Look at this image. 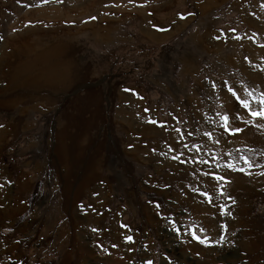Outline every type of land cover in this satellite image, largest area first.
<instances>
[{"label": "rangeland", "instance_id": "1", "mask_svg": "<svg viewBox=\"0 0 264 264\" xmlns=\"http://www.w3.org/2000/svg\"><path fill=\"white\" fill-rule=\"evenodd\" d=\"M22 37L77 81L0 107V264H264V120L228 93H264V0H0Z\"/></svg>", "mask_w": 264, "mask_h": 264}, {"label": "bare ground", "instance_id": "2", "mask_svg": "<svg viewBox=\"0 0 264 264\" xmlns=\"http://www.w3.org/2000/svg\"><path fill=\"white\" fill-rule=\"evenodd\" d=\"M42 10H35L33 12V15H47V12ZM52 15L56 20L62 18V14L58 10V8L53 9ZM26 39H28V37L14 39L15 45L10 48L8 53H6V51L4 50L0 56V72H3L2 69L6 67L10 68L9 74L3 76H5V78H10V86H12V89H15L12 92V99L10 98V100L6 101L4 104H0L1 108L7 109L15 107L17 104L24 102L26 98H28L29 100L31 98H29V96H32L33 99L34 93H36L39 89L47 88L51 91L61 92L67 86L77 81L75 71H71L70 69V67L73 65V62L66 59V54L68 52L66 47L62 45L54 46V44L50 46L48 45V47L42 49L35 55L25 57V55L23 54L24 52H27L28 54L32 51V46L28 42L22 44ZM47 41L48 39L43 37L38 39L36 42H38V44L41 46H45L47 44ZM21 54L23 55L19 57L18 55ZM15 57H17V59H15ZM48 100V98H45V102L49 103ZM13 128L10 130L11 133L15 132ZM5 189L6 188H4V190ZM1 194H3V191H0V195ZM1 199L3 200V197ZM7 199L12 201V199H10L9 197H7ZM15 211L16 210H12L10 212L13 214L15 213ZM209 222L210 221H207V223Z\"/></svg>", "mask_w": 264, "mask_h": 264}, {"label": "snow or ice", "instance_id": "3", "mask_svg": "<svg viewBox=\"0 0 264 264\" xmlns=\"http://www.w3.org/2000/svg\"><path fill=\"white\" fill-rule=\"evenodd\" d=\"M184 17H181L183 19ZM157 31H163L165 29L157 28ZM236 39H239V37H236ZM213 90H215V87H213ZM228 93L231 98L235 100V102L238 104L239 108L243 110V112H246L249 117L252 118V120H264V93H258V94H253L252 92H246L245 96H238L236 91H233L231 88L228 89ZM255 95V99H253V96ZM252 104H256L258 107L253 109ZM221 121V127L223 128L224 132L227 133L228 135H237L241 131L238 127H233L230 124V117L228 115H221L219 117ZM232 119L235 120H240L242 117L240 115H234ZM155 123V122H152ZM244 123L250 124L251 121L249 120H244ZM179 131V129H177ZM207 135V134H206ZM211 138V137H210ZM241 159L244 161L245 164H248L249 161L241 157ZM226 167L232 171H241L243 172L244 169L240 168L238 169L235 165L229 164L226 165ZM247 174V173H245ZM216 180H221V177H216ZM227 183V181H225ZM93 231H96L93 229ZM173 231H176L175 228H173ZM192 239L197 241L198 243L205 244V240L203 239H198L195 234L192 235ZM128 242H131V238H128Z\"/></svg>", "mask_w": 264, "mask_h": 264}]
</instances>
